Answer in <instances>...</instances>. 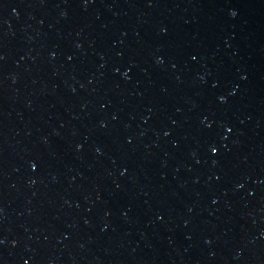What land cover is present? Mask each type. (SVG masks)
<instances>
[{"label": "water", "instance_id": "95a60500", "mask_svg": "<svg viewBox=\"0 0 264 264\" xmlns=\"http://www.w3.org/2000/svg\"><path fill=\"white\" fill-rule=\"evenodd\" d=\"M0 264H264V0H0Z\"/></svg>", "mask_w": 264, "mask_h": 264}]
</instances>
